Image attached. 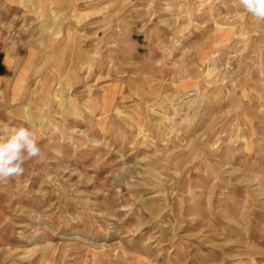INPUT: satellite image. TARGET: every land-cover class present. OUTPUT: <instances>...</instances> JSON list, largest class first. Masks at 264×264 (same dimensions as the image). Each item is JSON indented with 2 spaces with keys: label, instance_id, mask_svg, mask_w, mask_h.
I'll list each match as a JSON object with an SVG mask.
<instances>
[{
  "label": "rangeland",
  "instance_id": "374dc122",
  "mask_svg": "<svg viewBox=\"0 0 264 264\" xmlns=\"http://www.w3.org/2000/svg\"><path fill=\"white\" fill-rule=\"evenodd\" d=\"M29 124L0 264H264V22L239 0H0V126Z\"/></svg>",
  "mask_w": 264,
  "mask_h": 264
},
{
  "label": "clouds",
  "instance_id": "9594fccd",
  "mask_svg": "<svg viewBox=\"0 0 264 264\" xmlns=\"http://www.w3.org/2000/svg\"><path fill=\"white\" fill-rule=\"evenodd\" d=\"M26 0H17V6L24 8ZM241 8L257 23L264 22V0H239ZM42 155L36 132L28 127L0 126V183L23 175L27 160Z\"/></svg>",
  "mask_w": 264,
  "mask_h": 264
},
{
  "label": "bare ground",
  "instance_id": "6f19581e",
  "mask_svg": "<svg viewBox=\"0 0 264 264\" xmlns=\"http://www.w3.org/2000/svg\"><path fill=\"white\" fill-rule=\"evenodd\" d=\"M104 99H105V97H104ZM174 109H176V108H174ZM138 116V115H137ZM133 117V116H132ZM132 120H133V118H132Z\"/></svg>",
  "mask_w": 264,
  "mask_h": 264
}]
</instances>
